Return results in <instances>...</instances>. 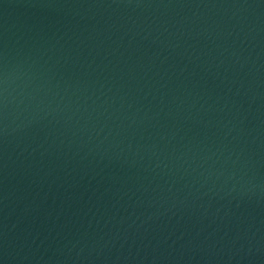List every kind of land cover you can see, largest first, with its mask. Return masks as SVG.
Wrapping results in <instances>:
<instances>
[{
  "label": "water",
  "instance_id": "obj_1",
  "mask_svg": "<svg viewBox=\"0 0 264 264\" xmlns=\"http://www.w3.org/2000/svg\"><path fill=\"white\" fill-rule=\"evenodd\" d=\"M0 264H264V0H0Z\"/></svg>",
  "mask_w": 264,
  "mask_h": 264
}]
</instances>
